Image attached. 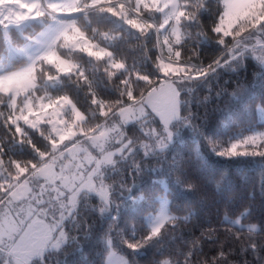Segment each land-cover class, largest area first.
<instances>
[{"label": "trees", "instance_id": "16d2710c", "mask_svg": "<svg viewBox=\"0 0 264 264\" xmlns=\"http://www.w3.org/2000/svg\"><path fill=\"white\" fill-rule=\"evenodd\" d=\"M203 2L199 21H187L183 28L180 64L186 72L173 77L181 102L180 116L171 125L173 140H168L159 117L152 112L144 118L143 129L138 123L127 125L132 149H125L122 155L118 153L115 163L105 166L103 172L104 181L110 186V207L101 213L102 204L95 196L80 199L72 217L62 227L67 241L60 248H48L43 264H106L109 241L114 250L127 257L129 264H161L165 259L169 264H264V158L218 155L230 142L264 132V66L250 54L232 58L228 46L219 44L212 31L222 11L221 0ZM160 18L156 14V20ZM81 22L86 23L82 17ZM93 26L98 33L94 41L108 44L109 50L124 60L129 69L134 67L159 77L156 59L167 54L158 45L153 46L154 33L141 37L115 17L101 16ZM41 29V25L27 24L22 28L11 26L7 32L11 43L20 46ZM103 33L117 39L105 42ZM89 36L92 38L91 33ZM7 51L5 30L0 28V59ZM61 51L65 58L79 61L92 77L95 62L86 54ZM27 63L24 57L11 59L5 62L4 71H16ZM116 83L104 76L100 62L94 77L98 95L115 100ZM49 91L53 95L67 93L81 111L91 116L90 108L94 106L90 104L86 86L77 87L63 77ZM142 91L143 88L136 87L138 97ZM96 122L103 123V119H90L83 127L87 129ZM42 127L47 134L49 126ZM27 131L37 148L45 151L49 148L38 132ZM160 140L164 142L163 148L157 144ZM210 140L218 142L215 150ZM0 141L7 156L17 160L37 158L31 146L12 140L2 122ZM161 196L169 200L170 217L164 222L160 236L134 253L127 244L141 241L149 233L146 217L158 211ZM240 216L244 224H260L262 231L227 220ZM0 260L4 264L6 259L3 256Z\"/></svg>", "mask_w": 264, "mask_h": 264}, {"label": "snow or ice", "instance_id": "6c2138e0", "mask_svg": "<svg viewBox=\"0 0 264 264\" xmlns=\"http://www.w3.org/2000/svg\"><path fill=\"white\" fill-rule=\"evenodd\" d=\"M221 3L222 11L212 27L217 42L228 46L233 59L250 54L264 66V0H221ZM202 8L203 0L196 3L192 0H17L9 5L10 14L6 15L0 8V28L5 31L12 25L42 26L34 38L29 35V44L16 49L27 54V48L34 43L40 46L38 53L28 56L29 62L21 69L0 74V122L14 142L31 146L37 156L35 160L14 159L6 155L0 141V254L7 257L4 264H34L37 260L43 264L48 248L59 247L65 235L64 221L72 217L80 199L95 196L102 204L101 213L110 207V186L105 183L103 172L105 166L115 163L118 153L122 155L125 149H132L126 126L138 123L143 129L144 118L151 110L162 121L164 131H168L170 121L179 116L180 92L173 77L186 72L180 64L183 28L187 21H199ZM156 14L161 17L158 21ZM101 16L115 17L141 37L150 32L155 34L153 46L158 45L167 54L156 59L159 77L134 67L129 69L124 60L109 50L108 44L94 42L98 33L93 25ZM81 17L86 23L81 22ZM102 38L105 42L117 39L107 33ZM62 49L84 53L94 61L92 77L79 61L65 58ZM100 62H103L104 76L109 81H118L114 86L118 93L115 100L101 98L95 90L94 77ZM63 77L77 87L86 86L90 104L94 106L90 108L91 116L81 111L67 93L53 95L49 91ZM137 86L144 89L139 97ZM169 102L170 111L166 110ZM93 118L97 121L102 118L103 123L83 127ZM42 126H49L47 134ZM27 129L44 137L49 148L46 151L37 148ZM149 131L155 134L154 130ZM171 135L168 132L169 139ZM113 139L120 145L115 151L111 150ZM209 143L213 150L217 148L218 142L210 140ZM157 144L161 148L165 146L163 140ZM77 148L85 153L88 167L83 162L77 163L73 165L76 169L73 172L64 161L75 160ZM218 155L264 158V132L230 142ZM33 186L39 188L38 193ZM49 186L56 195H49L45 201ZM49 215L51 220L46 223ZM163 228L162 222L154 224L141 241L128 243V248L134 253L140 251L159 237ZM108 243L112 245L111 241ZM112 257L113 253H109V264ZM120 264H128V260L120 257ZM161 264L169 262L165 259Z\"/></svg>", "mask_w": 264, "mask_h": 264}, {"label": "rangeland", "instance_id": "374dc122", "mask_svg": "<svg viewBox=\"0 0 264 264\" xmlns=\"http://www.w3.org/2000/svg\"><path fill=\"white\" fill-rule=\"evenodd\" d=\"M17 2V0H0V8H3L5 10V13L6 15L7 14H10V10H9V5H12V4H15ZM27 25V24H26ZM26 25H23L19 28H22ZM14 26V25H12ZM11 27V26H9ZM18 28V27H17ZM8 31V30H7ZM5 31V37H6V43H7V54L2 58L0 59V74H3L5 73L4 69L7 67V65L5 64V62H9L11 59H14V58H17V57H24L27 59L28 61V56L32 55H36L38 53V50H40V46L39 45H36V44H32L31 47L27 48V54H25L24 52H19V51H16V49H19V48H24L26 44H29L30 41L20 45V46H16V45H13L11 43V46L9 44V41H10V37H9V34L8 32ZM11 42V41H10ZM95 42V41H94ZM232 59V58H231ZM230 60V59H229ZM29 62V61H28ZM26 66V65H25ZM24 67V66H23ZM21 69V68H20ZM19 70V69H18ZM176 83V87L179 89L178 87V83L176 81H174ZM179 100V104H178V107H179V116H180V111H181V102H180V99L178 98ZM170 108H171V105H170V102L168 104V107L166 110H169L170 111ZM149 112H151V110H149ZM71 115V114H70ZM178 116V118H179ZM178 118H173L171 121H170V124H169V128H168V131H165L166 132V135H167V138H168V132H171L172 135H171V138L168 140L169 141H172L173 140V132H172V128H171V125L173 123V121L177 120ZM161 121V120H160ZM162 123V121H161ZM163 125V123H162ZM262 132V131H260ZM259 133V132H258ZM71 146V145H70ZM85 147H87V142L85 143ZM120 145L117 144L115 142V140L113 139L112 143H111V150L115 151V149L119 148ZM89 151H91V149H89ZM84 156H85V153L84 152H81L79 151V148H77L76 150V159L73 160L71 158L69 159H66L64 161V163L66 165L69 166V168L71 169V171H75V167H73V165L77 164V163H81L83 162L84 165H85V168L88 167L87 165V162L84 161ZM41 183H43V181L41 180L40 181ZM34 187V192L38 193L39 192V188L38 187ZM49 195H51L52 197H55L56 193L54 191H52V186H49V190L48 192L45 193L44 195V200L47 201L49 199ZM25 208L27 207V204L23 205ZM35 206V205H34ZM162 210H163V214H162ZM59 216V212H57V217ZM160 218L159 220L157 218ZM170 217V213H169V200L167 198V196H161L160 197V206H159V209L156 213H151L149 215H147L146 217V220H147V223L148 225L150 226V228L154 225V224H159V223H163ZM51 220V215L48 216L47 220L45 221L46 223L48 221ZM229 220L230 222L234 223V224H237V225H240V226H245L247 228H251V225L250 224H244L242 222V218L241 216L240 217H237L235 219H227ZM62 231L64 232V237L60 240L59 242V247H53V246H50L49 248L51 249H57V248H60L66 241H67V234L65 232V230L62 228ZM58 235V233H57ZM109 253H113V257H112V262L111 264H120V257H123L124 259H127V257L119 252H117L116 250H114L111 246H110V249H109V252L107 254V257H106V264H109ZM5 259H7L6 255H3V254H0V258L3 257ZM128 260V259H127ZM1 261V260H0ZM128 264H129V261H128Z\"/></svg>", "mask_w": 264, "mask_h": 264}, {"label": "clouds", "instance_id": "9594fccd", "mask_svg": "<svg viewBox=\"0 0 264 264\" xmlns=\"http://www.w3.org/2000/svg\"><path fill=\"white\" fill-rule=\"evenodd\" d=\"M251 228H252L253 231H256V232H260V231H262L261 225L258 224V223H253V224L251 225Z\"/></svg>", "mask_w": 264, "mask_h": 264}]
</instances>
